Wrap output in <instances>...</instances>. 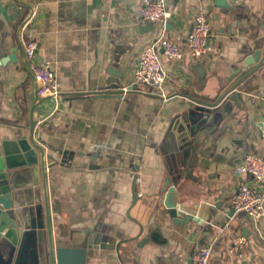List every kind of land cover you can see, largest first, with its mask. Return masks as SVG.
Segmentation results:
<instances>
[{
  "label": "crops",
  "instance_id": "0c3cea01",
  "mask_svg": "<svg viewBox=\"0 0 264 264\" xmlns=\"http://www.w3.org/2000/svg\"><path fill=\"white\" fill-rule=\"evenodd\" d=\"M167 3L172 17L162 26L141 20V0H0V62L15 56L0 65V147L4 140L28 138L33 127L35 142L54 159L45 161V185L56 238L91 230L114 239L83 251L84 264H191L194 248L206 244L213 246L210 264H264V220L229 216L235 192L253 184L236 172L242 157L264 155L258 130L264 73L253 79H244L247 71L237 74L244 58L264 53V0H227L229 8L222 0ZM200 11L212 36L208 55L195 60L187 53V35ZM161 35L184 52L180 61L160 57L166 101L132 78L141 52ZM30 41L58 80L54 112L50 100L36 95L24 55ZM236 85L240 100L229 103V117L197 146L195 164L180 137L188 130L189 98L216 101ZM123 88L131 91L123 94ZM190 163L192 176L186 175ZM169 177L182 203L205 202L206 226H176L164 217L162 189ZM152 233L155 242L138 247ZM238 236L251 241L252 261L227 254Z\"/></svg>",
  "mask_w": 264,
  "mask_h": 264
},
{
  "label": "water",
  "instance_id": "95a60500",
  "mask_svg": "<svg viewBox=\"0 0 264 264\" xmlns=\"http://www.w3.org/2000/svg\"><path fill=\"white\" fill-rule=\"evenodd\" d=\"M221 6L229 8L227 0H222ZM20 50L22 51V48ZM9 61L15 62L14 54L2 59L0 65ZM241 72H246L244 79L262 76L264 53L256 50L244 58L238 66L237 74ZM109 74L112 78L120 77L116 69L110 70ZM238 85L231 87L216 101L189 98L188 106L192 109L185 116L188 130L180 137L182 146L191 151L195 164L197 146L203 144L221 118L229 117V103L240 100V94L236 90ZM189 143L192 144L189 145ZM97 155L95 154L93 159H96ZM53 160V157L46 154L44 149L35 142L33 127L28 138L1 142L0 264H84L83 251L114 242V239L109 236L91 230L81 232V236L70 233L67 239L56 238L52 228L45 185V161ZM195 164L187 165L186 175L192 176ZM135 182L136 177L133 176V202L137 200L134 192ZM162 193H164L162 201L165 209L164 217L169 218L173 225L184 227L189 222H193L200 227L206 226L207 205L204 201L192 206L182 203L171 177L165 181ZM201 198L206 196L202 194ZM232 215L233 212L230 211L229 216ZM155 236L156 233L150 234L140 241L138 247L150 240L155 242ZM259 255L264 260V250Z\"/></svg>",
  "mask_w": 264,
  "mask_h": 264
},
{
  "label": "built area",
  "instance_id": "2783aa9c",
  "mask_svg": "<svg viewBox=\"0 0 264 264\" xmlns=\"http://www.w3.org/2000/svg\"><path fill=\"white\" fill-rule=\"evenodd\" d=\"M238 1V0H233ZM143 22L165 26L172 17L167 0H141L139 10ZM31 14L22 24L26 29L31 23ZM212 36L210 21L203 12H198L193 19L191 30L187 35V53L199 60L206 57L210 51L209 41ZM24 55L28 62V70L36 84V95L41 99H48L53 103V112L59 104V83L51 63L37 56V44L28 42L24 47ZM164 56L170 61H180L184 57L181 47L175 41L161 35L150 46L145 48L132 71L133 85L152 88L161 92L163 101L166 96L162 93L167 75L162 67L160 57ZM131 88H123L122 93L127 94ZM264 139V122L258 126ZM236 172L239 176L250 177L253 184H242L229 201V208L236 215H243L254 223L264 220V155L249 153L242 157ZM213 252L211 244L194 248L191 254V264H210ZM227 254L239 261L253 260L251 241L246 236H238L231 241Z\"/></svg>",
  "mask_w": 264,
  "mask_h": 264
}]
</instances>
